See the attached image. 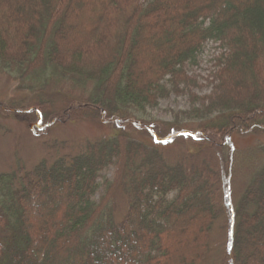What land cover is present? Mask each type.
Listing matches in <instances>:
<instances>
[{
  "label": "trees",
  "instance_id": "1",
  "mask_svg": "<svg viewBox=\"0 0 264 264\" xmlns=\"http://www.w3.org/2000/svg\"><path fill=\"white\" fill-rule=\"evenodd\" d=\"M207 42L226 49L216 85L198 107L176 113L180 121L162 123L160 141L189 143L169 161V144L129 133L159 100L192 82L185 66L197 64ZM5 64L40 93L54 76L80 88L78 98L57 88L10 113L41 125L68 114L121 131L49 166L0 174V194L17 182L15 194L0 197V264H204L225 210L219 197L232 156L223 149L233 135L264 134V0H0ZM183 120L203 123L194 131L200 139L178 136ZM243 157L249 173L226 209L232 229L220 264H264V144ZM116 192L127 199L119 220ZM51 197L59 206L49 219ZM40 213L45 226L34 217Z\"/></svg>",
  "mask_w": 264,
  "mask_h": 264
},
{
  "label": "rangeland",
  "instance_id": "2",
  "mask_svg": "<svg viewBox=\"0 0 264 264\" xmlns=\"http://www.w3.org/2000/svg\"><path fill=\"white\" fill-rule=\"evenodd\" d=\"M68 26L66 30L69 29ZM225 53L226 49L222 48L219 43L207 42L197 64L185 66L187 77L192 82H188L184 86L181 85L179 93L176 95L171 94L168 98L159 100L155 108L147 110L145 114L143 113L144 115L141 114L144 118L142 123H147L141 124V128L139 127L135 132L129 133V136L144 143L152 140L161 144L158 133L160 134L164 130L162 123L180 121L181 116L177 117L176 113L187 111L194 105L198 107L196 99L211 94L213 87L216 85L214 81V75L217 71L216 60ZM20 74L11 65L0 66V104L2 105L0 110V174L15 173L19 176L39 163L49 166L57 158L83 153L91 143L114 136L117 130L121 131V126L107 124L104 120H84L80 117L73 118L68 114L41 125L37 122L27 121L26 116H22V114L10 113L11 108L25 112L33 104L43 102L38 98L40 94L43 98V94L51 93L57 88H60L63 93L73 91L75 98H78L80 94V88L73 89V81L70 78L61 79L60 82L54 76L45 83L49 87H46V90L40 93L41 89L31 88L32 83L30 80L20 78ZM56 82L58 84L54 88ZM86 88V92H88L90 85H87ZM52 105L56 106L54 103ZM199 122L183 120L180 125L185 132L180 133L178 136L187 137L189 135L192 140L197 141L201 138V133H195L196 129L199 131L197 127L203 124ZM122 133L126 132L122 131ZM205 137L214 142L218 141V137L214 134H207ZM165 144H169V146L164 147L163 153L169 161H175L185 155L189 146V143L185 141H175L172 136L168 140L162 141V145ZM262 144H264V134L252 136L233 135L229 140L228 148L223 149L222 153L225 159L232 156L227 189L219 197V207L222 211L225 210L216 220L211 230L210 251L204 264H220L228 252L232 223L229 221L226 209L231 208L230 206L237 200L247 180L249 171L245 164L247 161L244 160V154L250 153L251 150ZM112 170V168H109V170L104 171V177L110 178ZM99 181L102 182L101 179ZM16 191L17 182H14L10 190H4L0 197L7 194V200L9 194H15ZM99 192L95 196L96 199ZM58 202L59 200L55 197L48 200L50 212L47 217L49 219L56 213L59 206ZM126 202V197L120 192L113 195V213L116 220H119L123 215ZM34 217L43 226L46 225V217H43L42 213L34 215ZM44 231L46 232L47 229L45 228ZM181 232L184 233L185 230H181Z\"/></svg>",
  "mask_w": 264,
  "mask_h": 264
}]
</instances>
